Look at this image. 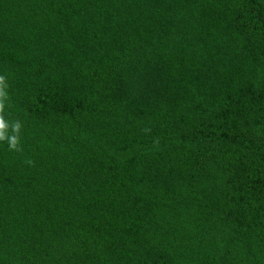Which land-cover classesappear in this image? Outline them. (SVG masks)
<instances>
[{"label":"trees","instance_id":"1","mask_svg":"<svg viewBox=\"0 0 264 264\" xmlns=\"http://www.w3.org/2000/svg\"><path fill=\"white\" fill-rule=\"evenodd\" d=\"M0 264H264V0H0Z\"/></svg>","mask_w":264,"mask_h":264}]
</instances>
